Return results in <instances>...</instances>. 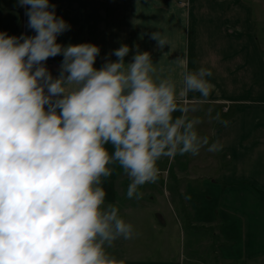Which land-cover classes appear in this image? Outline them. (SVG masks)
I'll use <instances>...</instances> for the list:
<instances>
[{
  "label": "clouds",
  "instance_id": "1",
  "mask_svg": "<svg viewBox=\"0 0 264 264\" xmlns=\"http://www.w3.org/2000/svg\"><path fill=\"white\" fill-rule=\"evenodd\" d=\"M18 3L35 35L0 32V264H124L106 247L136 233L105 203L104 178L118 164L131 181L127 198L140 199L138 189L157 180L161 158L197 155L205 146L219 151L178 101L189 92L207 98L212 72L189 71L180 61L177 92L172 79L156 74L149 52L137 50L126 64L128 45L96 69L99 46L57 43L71 26L55 4ZM151 38L167 43L158 32ZM58 55L54 78L45 62Z\"/></svg>",
  "mask_w": 264,
  "mask_h": 264
},
{
  "label": "crops",
  "instance_id": "2",
  "mask_svg": "<svg viewBox=\"0 0 264 264\" xmlns=\"http://www.w3.org/2000/svg\"><path fill=\"white\" fill-rule=\"evenodd\" d=\"M251 1L49 0L56 5V15L71 26L57 37V43L66 46L88 42L99 46L96 69L102 67L106 58L115 61L117 57L111 53L121 45H128L126 64L132 62L137 50L149 52L156 64V74L172 79L177 92L183 86L180 61L189 71L201 67L211 70L212 75L207 79L213 88L207 98L198 92H189L185 97H178V101L193 111L198 110L192 118L202 119L200 135L218 142L220 150L204 153L201 150L199 156H205L206 160L193 159L186 167L159 166L154 183L162 178L161 183L167 184L203 178L207 185L220 186L219 200L215 203L221 219V223H216L218 232L230 237L240 227L243 258L239 260L263 264L264 26L259 35L256 21L259 16L264 21V5L260 13ZM26 10L18 0H0V16L2 11L17 13L12 27L20 23L23 35L33 36L35 32L27 26ZM155 32L167 41L166 45L160 47L151 38ZM62 60V55H58L45 62L54 78L60 74ZM214 110L218 113L216 116ZM221 120L228 121L227 126ZM197 166H210V171L207 175L193 173L191 170ZM118 170L123 171L120 167ZM121 183H130L127 175ZM160 216L164 220V215ZM162 247L167 249L166 244ZM121 251L118 261L127 264L126 252L130 248L123 246ZM231 251L230 247L227 254ZM219 264H232L231 255Z\"/></svg>",
  "mask_w": 264,
  "mask_h": 264
},
{
  "label": "rangeland",
  "instance_id": "3",
  "mask_svg": "<svg viewBox=\"0 0 264 264\" xmlns=\"http://www.w3.org/2000/svg\"><path fill=\"white\" fill-rule=\"evenodd\" d=\"M253 4L256 9H260L259 12L261 13L264 0L254 1ZM2 12L0 32L10 34V31L15 27H12V20L18 18V14ZM259 12L257 11V13ZM259 18V21H256V31L261 35L260 31L261 27L264 26V21H262L261 16ZM22 34L23 27L19 23L11 36L19 37ZM260 41H262L261 36ZM189 109L190 111L187 113L189 118L198 114L196 112L198 110ZM217 114V111L214 110L213 115L216 116ZM173 115L176 117L180 116L181 113L175 112ZM204 117L206 118V115ZM200 121L197 125L199 135L203 131L200 129L203 125L202 119ZM208 138L209 144L213 143V140ZM107 147L111 153L113 151L112 145L109 144ZM201 150L203 153L209 151L207 146L202 147ZM199 154H178L174 158L163 157L157 162V167L174 169L190 165L193 159L198 162L200 159L206 160L204 159L205 156H199ZM110 167L113 169L112 175L104 178L103 182L106 191L105 203L117 206L119 215L133 225L136 233L131 239L119 238L110 247H106V252L111 257L119 260V256L123 252L121 248L127 246L130 248V251L126 252L127 264L132 262L135 264H219L230 255L232 264H253L250 261L243 260L242 263L239 260L243 258V251L240 248V227H237L235 234L230 237H225L218 232L219 226L216 223H221V219L215 203L219 200L220 186L210 183L207 185L203 178L174 180L168 184L161 183L162 178L158 180V183H146L141 186L138 189L142 194L140 199H129L126 196L129 184L121 183L122 177L126 174L118 170V164L110 165ZM191 171L198 175H207L210 166L207 168L206 166H197ZM178 174L180 173L178 172ZM182 183L185 186H180ZM190 184L191 187L188 186ZM160 215H164V220ZM212 215L214 216L212 217ZM165 244L167 245L166 250L162 247ZM230 247L232 249L231 254H227Z\"/></svg>",
  "mask_w": 264,
  "mask_h": 264
},
{
  "label": "bare ground",
  "instance_id": "4",
  "mask_svg": "<svg viewBox=\"0 0 264 264\" xmlns=\"http://www.w3.org/2000/svg\"><path fill=\"white\" fill-rule=\"evenodd\" d=\"M74 14V13H73ZM70 15H72V14H70ZM88 43V42H87Z\"/></svg>",
  "mask_w": 264,
  "mask_h": 264
}]
</instances>
